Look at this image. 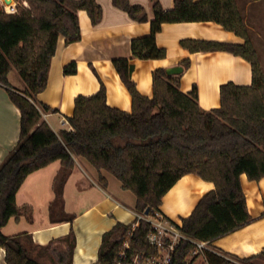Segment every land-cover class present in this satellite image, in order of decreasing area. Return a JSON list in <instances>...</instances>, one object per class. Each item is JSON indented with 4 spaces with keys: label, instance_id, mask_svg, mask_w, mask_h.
<instances>
[{
    "label": "trees",
    "instance_id": "16d2710c",
    "mask_svg": "<svg viewBox=\"0 0 264 264\" xmlns=\"http://www.w3.org/2000/svg\"><path fill=\"white\" fill-rule=\"evenodd\" d=\"M25 1L16 14L0 11V87L20 112L18 141L0 163V247L5 251L6 264H72V230L43 246L34 244L28 233L6 236L1 228L21 213L16 193L25 178L54 161L60 162V169L53 181L50 219L71 221L73 215L63 211V186L74 156L96 169L102 186L107 182L103 171L132 192L137 213H144L146 208L148 213L159 210L162 197L186 174L212 182L214 188L181 218L179 228L188 239L209 243L249 221L240 176L244 174L249 181L264 178V71L235 0H174L172 8L166 10L158 0H149L153 14L150 30L131 40V56L141 60L164 58L165 49L155 41L164 23L216 22L243 42L182 39L180 44L191 53L227 51L244 58L251 66V84H222L219 107L205 112L197 102L196 86L182 92L179 76L167 75L164 68L153 72L152 96L142 95L131 78L130 59L116 58L112 65L131 96V110L110 106L100 81L94 94L75 97L72 114L67 117L71 129L59 133L42 120L41 112L50 107L36 98L46 88L58 37L62 36L65 44L80 40L77 12L84 10L91 23L97 24L102 9L96 0ZM111 1L132 19L147 21L141 5L129 0ZM181 64L188 68L190 60ZM12 69L25 84L23 90L9 83ZM63 72L74 74L76 63H68ZM55 207L59 208L58 215ZM131 224L117 222L102 234L96 264H115L126 240L129 254L155 253L147 239L149 223L140 220L132 235ZM194 249V243L182 239L170 264H193L201 256H191ZM203 257L207 264H253L256 259L264 261V250L235 259L206 250Z\"/></svg>",
    "mask_w": 264,
    "mask_h": 264
},
{
    "label": "crops",
    "instance_id": "0c3cea01",
    "mask_svg": "<svg viewBox=\"0 0 264 264\" xmlns=\"http://www.w3.org/2000/svg\"><path fill=\"white\" fill-rule=\"evenodd\" d=\"M96 1L102 9L101 20L92 24L84 10L77 12L81 38L65 44L64 38L58 37L46 88L36 98L37 102L50 107L49 111L41 112L42 120L55 133L71 129L69 122H62V119L67 121L72 114L75 97L94 94L99 89L100 81L105 86L110 106L131 110V96L112 65V60L116 58L130 59L131 78L139 92L148 97L152 96V75L156 69L182 66V72L172 77L179 76L182 92H189L193 85L196 86L197 102L205 112L219 107V88L222 84H251V66L244 58L227 51L191 53L180 44L182 39L243 42V38L225 30L220 24L211 21L164 23L155 41L165 49V57L135 59L131 56L130 42L149 33L153 16L151 2L129 0L131 4L144 8L147 21L139 22L115 7L111 0ZM158 1L166 10L172 8L174 0ZM235 1L248 29L249 39L262 61L264 0ZM184 59L190 60L188 68L181 64ZM70 62L76 63V72L64 74L63 68ZM8 81L17 89L25 88L22 80L12 84L8 75ZM19 127V109L10 101L7 91L0 87V163L16 145ZM73 159L72 171L63 186V211L73 215V219L60 222L50 219L49 205L55 196L53 181L60 169V162L54 161L25 178L16 193V204L21 208V213L17 220L10 218L1 231L6 236L28 233L34 244L44 246L72 230L75 234L72 264H96L102 234L117 222L126 225L133 223L138 213L134 210L135 200L127 195L128 190H124L118 180L102 171L107 180L106 186H102L95 168L79 156ZM240 181L249 221L239 229L207 243L208 251L229 259L249 257L264 250V178L249 181L243 174ZM213 188L212 182L204 181L195 174H186L162 197L159 211L179 224L181 218L187 217L199 199ZM4 256L5 251L0 247V264H6Z\"/></svg>",
    "mask_w": 264,
    "mask_h": 264
},
{
    "label": "built area",
    "instance_id": "2783aa9c",
    "mask_svg": "<svg viewBox=\"0 0 264 264\" xmlns=\"http://www.w3.org/2000/svg\"><path fill=\"white\" fill-rule=\"evenodd\" d=\"M25 3V0H10L8 3L5 0H0V11L6 14H16ZM62 122L67 123L68 120L62 119ZM140 220L149 223L147 239L149 244L156 249L155 253L149 255L140 251L129 254L130 244L129 240H126L118 253L115 264H170L172 254L182 239L194 243L195 249L191 256L199 253L203 255L204 251L209 250L207 242L188 239L181 232L179 224L167 219L159 210L147 214L138 213L135 222L131 224V235Z\"/></svg>",
    "mask_w": 264,
    "mask_h": 264
},
{
    "label": "rangeland",
    "instance_id": "374dc122",
    "mask_svg": "<svg viewBox=\"0 0 264 264\" xmlns=\"http://www.w3.org/2000/svg\"><path fill=\"white\" fill-rule=\"evenodd\" d=\"M26 4V3H25ZM25 4H23V6L25 5ZM252 46H253V44H252ZM253 48H254V46H253ZM255 49V48H254ZM256 50V49H255ZM257 51V50H256ZM258 53V52H257ZM258 57H259V54H258ZM259 62H260V65H261V69H262V71H264V60H260L259 59ZM9 77H10V82H12V84H14V82L15 81H17V82H19V81H21V79H20V77H19V75L17 74V72H16V70L15 69H12L10 72H9ZM127 193V195L130 197V198H132L133 199V201L135 200V196H134V194L132 193V192H130V191H128V192H126ZM183 206V205H182ZM58 207H55V209H54V213H55V215H58V213H59V211H58ZM186 209V208H185ZM181 223V222H180ZM179 223V224H180ZM13 224V223H12ZM217 251V250H216ZM217 252H219V251H217ZM193 264H207L206 263V261H205V259H204V257H203V255H201V256H199L197 259H195V261L193 262ZM253 264H264V261H261V260H258V259H256V260H254L253 261Z\"/></svg>",
    "mask_w": 264,
    "mask_h": 264
},
{
    "label": "water",
    "instance_id": "95a60500",
    "mask_svg": "<svg viewBox=\"0 0 264 264\" xmlns=\"http://www.w3.org/2000/svg\"><path fill=\"white\" fill-rule=\"evenodd\" d=\"M5 2H10V0H5ZM183 70V67L180 65H175V66H171V67H167L165 68V72L167 75H177L180 74ZM149 211L148 208L145 209L144 213L147 214Z\"/></svg>",
    "mask_w": 264,
    "mask_h": 264
}]
</instances>
